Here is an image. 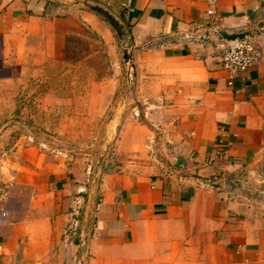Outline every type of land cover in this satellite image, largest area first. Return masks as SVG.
Here are the masks:
<instances>
[{
    "label": "crops",
    "instance_id": "1",
    "mask_svg": "<svg viewBox=\"0 0 264 264\" xmlns=\"http://www.w3.org/2000/svg\"><path fill=\"white\" fill-rule=\"evenodd\" d=\"M101 1L130 29L136 80L85 250L63 231L83 217L87 178L18 142L0 168L28 192L7 190L0 264H264V34L261 62L233 84L219 42L263 24L264 0ZM86 24L116 52L117 35L85 10L0 0V90L16 69L62 58Z\"/></svg>",
    "mask_w": 264,
    "mask_h": 264
},
{
    "label": "rangeland",
    "instance_id": "2",
    "mask_svg": "<svg viewBox=\"0 0 264 264\" xmlns=\"http://www.w3.org/2000/svg\"><path fill=\"white\" fill-rule=\"evenodd\" d=\"M62 3L109 25L83 5ZM70 38L73 44L62 58L16 69L15 82L0 90L5 92L0 103V164L8 167L15 143L33 145L48 159L86 177L89 192L93 176L98 172L101 176L108 150L126 120L135 82L129 87L120 42L113 51L89 24L82 35ZM8 176L0 168V209L8 188L12 193L28 192L25 187L12 190Z\"/></svg>",
    "mask_w": 264,
    "mask_h": 264
},
{
    "label": "built area",
    "instance_id": "3",
    "mask_svg": "<svg viewBox=\"0 0 264 264\" xmlns=\"http://www.w3.org/2000/svg\"><path fill=\"white\" fill-rule=\"evenodd\" d=\"M210 1L214 2V0ZM207 13L209 16L216 18L217 13L214 8L208 9ZM201 27L202 26H199L197 29L199 30ZM212 29L218 31L215 23L213 24ZM263 34L264 23L257 26L256 29L245 31L242 35L233 37L224 35L220 36L219 42L222 49L221 66L229 73V84H233V80L236 76L244 74L253 65L261 62L263 53L259 45V40ZM84 206L85 202L83 208ZM82 224L83 217L79 222H76L74 228L70 227L64 229L63 240L65 245H71L73 243V237L75 234H78L80 237Z\"/></svg>",
    "mask_w": 264,
    "mask_h": 264
},
{
    "label": "water",
    "instance_id": "4",
    "mask_svg": "<svg viewBox=\"0 0 264 264\" xmlns=\"http://www.w3.org/2000/svg\"><path fill=\"white\" fill-rule=\"evenodd\" d=\"M58 2H71L69 4L74 5H83L90 10L94 11L98 15H100L104 20L109 23V25L114 29L120 45L122 49V57L125 67L127 68L128 74V83L129 87L134 84L136 78V67L134 63V47L132 43V36L130 29L123 19V17L114 11L109 5L104 3L101 0H54ZM127 103V101H126ZM99 182V172L95 174L92 178V182L89 188V192L87 195V199L85 201L84 206V214H83V224L81 227V234L79 237V251L84 252L87 238L89 235V223H90V216L92 213V206H93V198L96 192V188ZM77 264H84L85 258H80Z\"/></svg>",
    "mask_w": 264,
    "mask_h": 264
}]
</instances>
